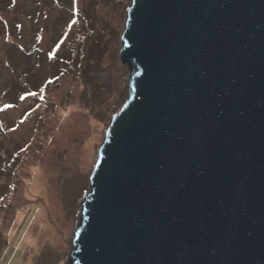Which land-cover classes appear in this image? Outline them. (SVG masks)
<instances>
[{
	"label": "water",
	"instance_id": "1",
	"mask_svg": "<svg viewBox=\"0 0 264 264\" xmlns=\"http://www.w3.org/2000/svg\"><path fill=\"white\" fill-rule=\"evenodd\" d=\"M71 264H264V0H132Z\"/></svg>",
	"mask_w": 264,
	"mask_h": 264
},
{
	"label": "rangeland",
	"instance_id": "2",
	"mask_svg": "<svg viewBox=\"0 0 264 264\" xmlns=\"http://www.w3.org/2000/svg\"><path fill=\"white\" fill-rule=\"evenodd\" d=\"M132 0H0V264H71Z\"/></svg>",
	"mask_w": 264,
	"mask_h": 264
}]
</instances>
